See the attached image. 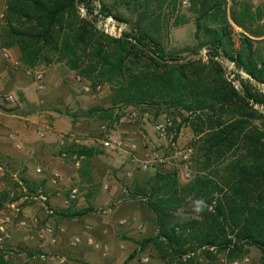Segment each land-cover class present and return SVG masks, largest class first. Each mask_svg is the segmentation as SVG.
<instances>
[{
	"label": "trees",
	"instance_id": "16d2710c",
	"mask_svg": "<svg viewBox=\"0 0 264 264\" xmlns=\"http://www.w3.org/2000/svg\"><path fill=\"white\" fill-rule=\"evenodd\" d=\"M157 1L158 11L178 4ZM231 1L233 21L251 35L263 36L264 6ZM154 2L8 0L0 48L17 49L27 69L63 64L93 90L108 85L112 109L141 108L156 117L167 115L179 127L177 133L183 125L193 129L194 177L181 183L177 172L159 171L131 193L154 216L157 233L148 242L160 263L215 264L221 254L244 259L255 247L264 264V110L256 108H264V92L240 74L231 80L221 63H235L264 85V55H257L256 40L230 21L228 0H188L199 44L187 53L207 48V58L169 64L180 55L151 32L162 19ZM80 10L95 22L113 17L127 27L120 36L110 35ZM256 22L262 24L255 29L251 24ZM106 111L93 107L88 115ZM72 154L83 158L86 170L98 151L83 146ZM198 201L203 202L200 211ZM89 211L68 209L59 215L82 218Z\"/></svg>",
	"mask_w": 264,
	"mask_h": 264
},
{
	"label": "rangeland",
	"instance_id": "374dc122",
	"mask_svg": "<svg viewBox=\"0 0 264 264\" xmlns=\"http://www.w3.org/2000/svg\"><path fill=\"white\" fill-rule=\"evenodd\" d=\"M7 1L2 3L1 11L4 14ZM176 2V6L168 4L158 11L160 2L155 0L153 7L157 9V13H161L162 19L156 29L150 31L156 34L168 51L179 54L181 59L193 55L187 51L196 48L199 41L195 37L194 15L189 10L188 0ZM97 4L99 7V3ZM126 16L132 20L136 18L127 13ZM3 24L4 19H0V27ZM261 24L256 22L251 26L256 29ZM107 28L106 33L113 36H120L124 30L114 25ZM4 50H8L14 59L20 61L17 59V49L0 48V74H8L5 83L0 85V124L7 125L0 132V205L4 207L0 217L7 222L12 234L11 240L0 244V259L7 256L14 260L11 264H18L17 260L22 264H29L24 263V260L32 256V259L35 257V264H45V257L42 256L46 253L40 248L38 240H45L39 237V233L46 226L44 217L47 207L46 201L37 190L46 189L48 186L45 181L42 183V173L34 175L40 164L38 159L43 158L44 154L40 152L36 161L32 159L35 165H26L27 169L20 172L23 165L17 164V149L11 139L12 134H17L16 115L20 97L17 95V82H25L27 78L24 72H29L32 78L28 81L32 89L30 103L24 109L35 108L38 117L52 118L55 125L53 133L56 135L53 144L61 145L60 137L64 138L70 133H74L80 140V143L68 141L67 146H61L63 149L53 156L59 162L55 165L65 174V179L60 180L58 185L59 190L68 197L70 205L76 207L74 210H90L86 216L91 220L88 224H93L90 235L100 245V249L86 246L92 260L87 261V264H145L144 258H150L148 264H160L154 245L148 242L157 233L154 216L139 199L132 198L131 193L138 186L153 179L159 171L177 172L181 183H187L194 177L196 136L193 129L183 125L180 133H177L179 127L174 122H169L167 115L156 117L154 112H144L141 108L112 109L113 94L108 85L100 86L88 95L79 93L74 89L71 78L68 83L63 80V68H67L63 64L49 68L38 66L34 70L24 66L20 68L23 72L16 68L11 69L13 66L5 58ZM50 68H56L57 71L48 76ZM37 72H43V82L36 80ZM0 77L2 80V76ZM40 84H43V89L39 88ZM10 96L12 99L8 100ZM93 107L109 111L90 116L88 111ZM160 124L166 126L165 132L158 130L157 126ZM40 131L47 133V129L34 128L33 136L39 144L52 136L45 134L40 137ZM112 139L121 140L122 148L116 151L106 149L103 142ZM134 145L136 149L132 148ZM83 146L94 147L98 151V155L89 161L86 170L84 160L72 154V150ZM25 154L26 159L30 158L27 152ZM144 163H148L147 170L141 167ZM74 189L80 191L79 198L75 200L71 198ZM21 199H24L21 206L42 208L44 214L40 220L43 221L35 222L37 217H33L32 212H17V201ZM13 204L15 207H12ZM75 222L76 227L86 225L84 220ZM69 252L70 255L75 253ZM245 259H248L247 264L263 262L262 253L257 248L250 247L244 259L230 260L225 254H221L215 264H233V261L240 262ZM3 263L5 262L1 260L0 264Z\"/></svg>",
	"mask_w": 264,
	"mask_h": 264
},
{
	"label": "crops",
	"instance_id": "0c3cea01",
	"mask_svg": "<svg viewBox=\"0 0 264 264\" xmlns=\"http://www.w3.org/2000/svg\"><path fill=\"white\" fill-rule=\"evenodd\" d=\"M241 1L247 2L248 4H251L254 7H259L264 4V0H241ZM2 3L3 2L0 0V12L3 8ZM254 50L257 55H264V39L256 40V42L254 43ZM18 56L17 59H19ZM22 67H24V65H22ZM12 68L13 67H11V69ZM55 69L54 68L48 69L47 75L56 72L57 69L56 70ZM63 69L65 71L63 73L65 74L63 76L64 77L63 80L66 83H68L67 81H70L72 79L71 83L74 84V89L76 91L88 95L89 92L93 90L91 83L88 80L78 77L75 72L69 70L68 68H63ZM17 71H22V70H20V68H17ZM24 73L27 80L25 82H20V81L17 82V93H18L17 95L20 96L18 98L19 108H17V115H16L17 134L14 133V135H16V139H14V143L18 155L17 164L23 165V167L20 168V172L25 171L27 169L26 165H30L31 167L35 165L33 164L34 162L32 161V159L37 160L38 156H40L39 154L40 152L42 153V155L44 154L43 158L38 159V163H40L39 166L42 167L38 166L36 168L37 170L34 171V175H39L42 173L43 175L42 183H44L45 181L46 186H48V188L46 187V189L41 188L37 190V193L41 194L40 196L44 198V200L46 201L45 205L47 207V210L45 211V217H44V223L46 225L45 228H51L57 238L56 244L51 243L48 236H46L45 240L43 241L38 240V242L40 243V248H43L46 253L45 256L42 257H45V264H87V261H92V260L90 258V254L88 253L89 249L87 250L86 246L89 245V247L96 248L97 245L98 246L100 245L97 244L96 240L90 235L93 224H88L91 222V220L88 217L85 216L82 218L67 219L59 215L61 214V212L67 211L68 209H76V207L74 208L73 205L72 206L70 205V201L68 197H66V195H64L59 190L60 187H58V185L60 184V180L62 181L65 179V174L61 171V169H58L59 167L57 165H55L59 162H57L58 158H55L53 154L61 151L63 148L61 147V145L53 144V138L56 135L53 133L55 125H54V121H52V118L50 116H47L44 119L38 117L36 113L37 109L35 108L33 110L24 109V106L30 103L29 102L30 91L32 89L31 84L28 81V79L31 80L32 77H30L29 72L27 73L24 72ZM6 75L8 74L7 73L0 74V76H2L0 85L5 83ZM76 88H78V90ZM22 97L26 101L22 99ZM6 127L7 125L0 124V132H3L4 128ZM34 128H38L40 130L44 128L47 129V133L46 132L44 133V131L39 132L40 137H43L45 134L46 135L52 134V136H49V138H46L45 141H42L39 144L38 142H36L33 136L35 134ZM61 138L62 136L59 139L60 143H61ZM26 152L29 154L30 158L27 159L25 158ZM79 196H80V191L78 193V198ZM23 203H24V199L17 201V207L19 208V210H22L26 214H30L32 212L33 217H37L35 222L43 221L40 220V218H42V215L44 214L42 208L40 207L36 208V206L30 207L28 205L21 206L23 205ZM12 206L14 207L15 204H13ZM2 212H4V207H1L0 205V214ZM78 220L79 221L84 220L85 222L83 223H86V225H83L82 227H76L77 225L75 221ZM80 232H83V234H81ZM73 237L81 238L80 244H78L77 246H73L71 242ZM68 240L69 242H67ZM90 241H92V245L89 243ZM12 243H14L13 240ZM69 251H75V253L72 252L74 254L70 255ZM31 257L32 256L26 258L24 260V263L29 262V264H35L36 263L34 261L35 257L33 259ZM1 260L4 261L5 264L6 263L11 264L14 261L13 259L10 260L7 256H4V258L0 259V261ZM17 263L22 264L18 260Z\"/></svg>",
	"mask_w": 264,
	"mask_h": 264
},
{
	"label": "built area",
	"instance_id": "2783aa9c",
	"mask_svg": "<svg viewBox=\"0 0 264 264\" xmlns=\"http://www.w3.org/2000/svg\"><path fill=\"white\" fill-rule=\"evenodd\" d=\"M1 1L4 3V1H6V0H1ZM4 17H5V14H4V12L1 11L0 12V19H4ZM107 27H108V25H105V28H107ZM116 27H118V26H116ZM120 30H122V29L120 28ZM4 56L12 64L13 68H16V69L17 68H23L22 67V65H23L22 62L14 59L12 57L11 53L8 50H4ZM206 58H207V56H206ZM223 61L231 62V61H229L227 59L221 60V62H223ZM224 68L226 69L229 78L231 80H233L235 78V75H234L235 71L233 69V66L228 64V63H225V67ZM0 80H1V77H0ZM36 80L38 82H43V80H44L43 72H37L36 73ZM235 83L238 86V82H235ZM39 88L43 89L44 88L43 84H40ZM11 99H12L11 96L8 97V100H11ZM256 108H258V109H260L262 111L264 110L263 107L256 106ZM157 128L161 132H165L166 131V126L164 124L158 125ZM11 139L12 140L16 139V135H14V134L11 135ZM71 140H74L76 143H80V140L76 138L75 134L74 133H70L66 137L61 139V146L66 147L68 141H71ZM103 145L106 147V149H108L110 151H116V150L122 148L121 140H113V139L112 140H107V141L103 142ZM132 148L136 149V146L134 145ZM141 167L144 170H147L148 169V163L142 164ZM78 193H79V191L77 189H74L72 191V193H71V198L73 200L77 199ZM19 211L20 210L17 207V212H19ZM7 221H9V219ZM46 236L49 237V240H50L51 243H53V244L57 243V238H56V236H55V234H54V232L52 231L51 228H44V229L41 230L40 238L44 239ZM11 239H12V234L10 232V229L8 228L7 222H5L2 217H0V244L4 243L5 241L11 240ZM71 242H72L73 246H77L78 244H80L81 238L73 237ZM89 243L92 245V241H90ZM96 248H100V246L97 245ZM143 261H144L145 264H148L150 262V258H144ZM247 262H248V259H245L244 261H240V262L239 261H233V264H247Z\"/></svg>",
	"mask_w": 264,
	"mask_h": 264
},
{
	"label": "water",
	"instance_id": "95a60500",
	"mask_svg": "<svg viewBox=\"0 0 264 264\" xmlns=\"http://www.w3.org/2000/svg\"><path fill=\"white\" fill-rule=\"evenodd\" d=\"M229 2V9H228V14H229V18H230V21L234 24V26L237 28L238 32L240 33H243L247 36H249L250 38L252 39H255V40H261V39H264V35L263 36H253L251 35L246 29L242 28V27H239L232 19V16H231V5H232V1L231 0H228ZM81 14L83 15V17H86L88 18L89 20L93 21L96 26L107 32L108 31V28H105V25H108V26H112V25H115V26H118L120 27L121 29H125L127 26H124L123 23L115 20L113 17H100L101 20L98 21V22H95L94 19H93V16H89L87 15L83 10H80ZM207 53H208V49L207 48H203L198 54H193L191 56H188L186 58H181V59H177V60H168L166 61L167 63L169 64H175V63H180V64H184V63H187L191 60H194V59H197V60H200V59H203L205 58L206 59V56H207ZM223 67H225V63H228L230 65L233 66V69L235 71V73L237 74H240L242 75L243 77L245 78H248L252 81V83L257 86L262 92H264V85L259 83L258 81H256L255 79H253L252 77H250L247 73H245L244 71L238 69L236 67V64L233 63V62H227V61H223L221 62Z\"/></svg>",
	"mask_w": 264,
	"mask_h": 264
},
{
	"label": "clouds",
	"instance_id": "9594fccd",
	"mask_svg": "<svg viewBox=\"0 0 264 264\" xmlns=\"http://www.w3.org/2000/svg\"><path fill=\"white\" fill-rule=\"evenodd\" d=\"M202 205H203V202L202 201H198L197 202V211H200L201 210V208H202Z\"/></svg>",
	"mask_w": 264,
	"mask_h": 264
}]
</instances>
